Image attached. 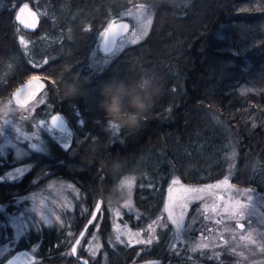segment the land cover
Returning <instances> with one entry per match:
<instances>
[{
	"label": "trees",
	"instance_id": "1",
	"mask_svg": "<svg viewBox=\"0 0 264 264\" xmlns=\"http://www.w3.org/2000/svg\"><path fill=\"white\" fill-rule=\"evenodd\" d=\"M22 2L39 16L31 32L14 19ZM140 3L150 16L145 34L115 54L101 51L98 31L116 21L130 27L131 18L118 11ZM67 24H74L73 40L62 36ZM37 74L45 86L34 100L45 95L72 138L67 147L48 138L46 153L12 163L0 155V204L41 176L72 183L84 207L66 226L69 235L63 229L41 241L21 239L0 263L37 241L38 263L79 264L70 247L100 201L77 245L88 264H196L197 254L170 248L164 234L151 245H108L107 218L98 231L100 253L87 259L81 244L107 201L120 200L116 182L126 173L135 176L132 197L142 220L159 212L173 174L186 184L218 180L232 152L231 182L264 194V0H0V99L16 106L14 90ZM105 85L121 86L114 114L105 106ZM11 169L20 170L17 180L6 175Z\"/></svg>",
	"mask_w": 264,
	"mask_h": 264
},
{
	"label": "rangeland",
	"instance_id": "2",
	"mask_svg": "<svg viewBox=\"0 0 264 264\" xmlns=\"http://www.w3.org/2000/svg\"><path fill=\"white\" fill-rule=\"evenodd\" d=\"M118 15L131 18L132 24L129 21L131 26L117 38L114 46L116 49L110 55L140 39L150 23V16L145 12V7L141 3L119 9ZM72 26L74 24H67V30L62 33V36L69 40L74 39V31H70ZM104 27L95 35L97 39L101 37ZM18 40L21 43L27 42L22 36H19ZM22 45L26 47L30 44ZM95 53L93 48L88 52L89 56ZM33 76L39 77L40 75H31L30 77ZM10 99L6 97L0 99V155L4 157L9 155V163L33 152L46 153L48 138L56 140L62 147H67L70 144L72 136L69 127L66 126L64 130L57 132L48 124V118L53 111L48 104L49 108L45 105V95H40L32 103L22 108L14 106ZM39 106H44L45 109H40L41 115L35 116L39 111H37ZM233 164L234 152L231 154L224 176L204 184H186L173 174L165 187L159 212L145 220L141 219L140 210L133 202L135 176L131 173L120 176L116 182L121 193L120 200L107 201L94 228L86 235L83 244H81L83 250L91 249L95 253V255L87 253V259H93L100 253L102 246L101 235L98 231L102 220L107 218L108 231L105 239L111 246L117 244L145 245L136 244L135 241L137 239L146 240L149 235H154V242L164 234L170 248L176 249L177 252L186 251L188 256L193 253L197 254L196 264H205L200 259L210 260L217 264H264V239H262L264 238V194L252 187L234 185L230 180ZM19 172L18 169H11L10 173L6 175L8 178L17 180ZM173 180L178 183L173 184ZM225 180L228 182L222 183ZM128 181H131V185ZM31 183L29 189L13 196L10 202L0 204V259L10 250H14L21 239L26 242L33 239L41 241V237L48 236L53 230L60 235L61 232H64L63 229L69 235L71 232L66 229V226L74 218L77 206L81 209L84 207L82 194L68 181L56 178L44 180L38 176ZM209 185H219V187L200 193L204 199L199 202H191L192 197L189 196V207L185 220L179 227L175 225L160 227V224L167 222V210H173L176 215L180 214V209L174 207L175 201L169 200L170 195L176 197L181 194L184 188H207ZM249 196L251 197L250 201ZM218 197H223V199H218ZM237 201L248 205L245 209L247 227L244 230L227 221L225 209ZM126 204L129 207L125 208ZM214 205L222 206L220 207V216L207 210ZM221 216L224 217L226 223L217 225L215 220L220 219ZM130 219H132V223ZM150 224L156 229L155 233L149 231L148 225ZM118 234L124 243L116 240ZM249 235L257 240L256 244H251L243 239ZM37 243V241H33L27 248L28 252L36 255ZM205 244L207 248L203 247ZM101 259L105 260L104 252L101 254ZM30 264L40 263L34 259V262Z\"/></svg>",
	"mask_w": 264,
	"mask_h": 264
},
{
	"label": "snow or ice",
	"instance_id": "3",
	"mask_svg": "<svg viewBox=\"0 0 264 264\" xmlns=\"http://www.w3.org/2000/svg\"><path fill=\"white\" fill-rule=\"evenodd\" d=\"M29 5L27 3H24L22 7L19 8L18 13L16 14V20L19 21L20 23H24L23 22V15L24 13L28 10ZM33 16H35V13L32 14ZM25 27L28 28H34L35 27V23L32 24H26ZM128 30V25L126 24H121L118 26V30H114L113 29V25H109L108 29H106L101 35L102 37L106 38L104 40V52L105 53H112L116 47H108L109 44V33H111V43L113 45L116 44V38L120 37L124 32H126ZM135 41H133L134 43ZM33 80H35L36 78L33 77ZM31 83V81L29 82ZM52 123L55 124L60 117L59 116H53L52 118ZM110 128L112 129H116L119 130V126L118 125H109ZM228 181L225 180L222 183H227ZM129 185H131V181H128ZM173 184L178 183V181L173 180L172 181ZM219 187V185H209L207 186V188H184L181 192L180 195L173 197V196H169V200L170 201H175L174 207H177L180 209V214L176 215L175 212L173 210H167V217H166V221L165 223L160 224V227H168L169 225H175L176 227H179L181 225L182 222H184L185 220V216H186V212L187 209L189 207V196L192 197V201L191 202H199L202 201L204 198L200 195V193L209 191L213 188H217ZM170 192L172 191L171 189L169 190ZM218 199H223V197H218ZM249 201L251 199V197H248ZM96 208H99V204L97 203L95 205ZM129 207L128 204L125 205V208ZM207 207V206H206ZM220 207H222L221 205H214L211 208H207V210L209 212L212 213H216L217 216H220ZM248 207V205L242 204L239 201H237L235 204L229 205L225 211H226V215H227V221L231 222L232 224H234L236 227H238L241 230L246 229L247 224L245 221V209ZM118 214V213H117ZM243 221V222H241ZM215 223L217 225L219 224H223L226 223L225 219L223 216H221L220 219L215 220ZM148 229L150 232L155 233L156 229L150 224L148 225ZM199 235V233H198ZM243 239L247 240L249 243L251 244H256L257 240L253 239L251 235L247 236V237H243ZM264 239V238H262ZM116 240L120 241L121 243H124V241H121V236L118 234L116 236ZM154 240V235H149L148 238L146 240L143 239H137L135 241L136 244H145V245H151L153 243ZM81 242L79 240L75 241L76 245H79ZM225 243H227V241H225ZM203 247L207 248V245H203ZM86 254L87 253H91L92 255H95L94 251H92L91 249H84L83 250ZM234 251V250H233ZM72 257H75L76 259L79 260V264H88L87 261L82 260L79 258V256L77 255V247L73 246L71 248V253L69 254Z\"/></svg>",
	"mask_w": 264,
	"mask_h": 264
},
{
	"label": "water",
	"instance_id": "4",
	"mask_svg": "<svg viewBox=\"0 0 264 264\" xmlns=\"http://www.w3.org/2000/svg\"><path fill=\"white\" fill-rule=\"evenodd\" d=\"M24 3L27 2H22L18 5V7L16 8V11L14 13V19L16 21V23L18 24V26L26 32H31L33 30L36 29V27L38 26L39 23V16L38 13L35 9H33L28 3L29 8L28 10L24 13L23 15V24L20 23L19 21L16 20V14L19 11V8L23 6ZM35 13V16H33L32 14ZM35 23V27L34 28H28L25 27L26 24H32ZM121 24H126L128 25L125 21H116L111 23V25H113V29L114 30H118V26ZM110 25V24H109ZM109 25L103 30V32L108 29ZM111 33H109V44L108 47H114V45L111 43ZM106 38L102 37L99 40V48L101 51L104 52V40ZM35 77L36 79L33 80L32 78ZM27 80H25L22 84H20L13 92L12 94V101L16 106H24L28 103H30L31 101H33L37 95L39 94V92L44 88L45 86V81L38 77V76H33ZM31 81V83H29ZM53 116H59L60 119L53 124L52 123V117ZM49 124L53 127L56 128L58 130H64L67 126V122L65 120V118L60 114V113H54L52 114L49 119H48ZM100 204V201H97L96 204ZM95 204V205H96ZM99 208H96L95 206L92 209V212L90 214V216L88 217L87 221L85 222L84 226L82 227V229L80 230V232L78 233V235L76 236V238L74 239L73 243L71 244L70 249L75 246L77 247V245L75 244L76 240H81V237L83 236V234L85 233L88 225L93 221V219L95 218L97 212H98ZM34 259V255L31 254L30 252H28V250L26 249H21L17 252H15L14 254L10 255L2 264H26L30 261H32ZM85 260V259H82ZM86 261V260H85ZM44 264H48V263H44Z\"/></svg>",
	"mask_w": 264,
	"mask_h": 264
},
{
	"label": "clouds",
	"instance_id": "5",
	"mask_svg": "<svg viewBox=\"0 0 264 264\" xmlns=\"http://www.w3.org/2000/svg\"><path fill=\"white\" fill-rule=\"evenodd\" d=\"M104 93L107 96H110V100L105 101V106L110 113L114 114V110L121 107V86L119 85H105Z\"/></svg>",
	"mask_w": 264,
	"mask_h": 264
},
{
	"label": "flooded vegetation",
	"instance_id": "6",
	"mask_svg": "<svg viewBox=\"0 0 264 264\" xmlns=\"http://www.w3.org/2000/svg\"><path fill=\"white\" fill-rule=\"evenodd\" d=\"M30 103H31V102H30ZM30 103H28V105H29ZM51 115H52V114H51ZM51 115H50V116H51ZM50 116H49V117H50ZM48 119H49V118H48ZM48 124H49V122H48ZM27 125H28V124H27ZM49 125H50V124H49ZM50 126H51V125H50ZM51 128L54 129L55 131L59 132L58 129L53 128L52 126H51ZM34 153H40V152H34ZM41 154H42V153H41ZM18 251H19V250H18ZM16 252H17V251H16ZM14 253H15V252H14ZM14 253H12V254H14ZM12 254H11V255H12ZM9 256H10V255H9ZM9 256H8V257H9ZM8 257H7V258H8ZM7 258H6V259H7ZM79 258H80V259H85V258L82 257V256H79ZM6 259H5V260H6ZM34 259H35V257H34ZM34 259H33L32 261L26 263V264H30V263L34 262ZM5 260H4V261H5ZM85 260H86V259H85ZM4 261H3V262H4ZM86 261H87V260H86ZM3 262H2V263H3ZM2 263H1V264H2Z\"/></svg>",
	"mask_w": 264,
	"mask_h": 264
}]
</instances>
